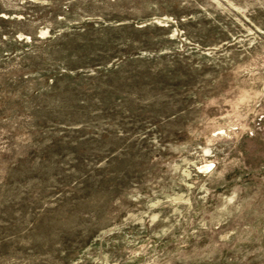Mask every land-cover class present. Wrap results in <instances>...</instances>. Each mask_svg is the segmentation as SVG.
<instances>
[{
	"label": "rangeland",
	"instance_id": "374dc122",
	"mask_svg": "<svg viewBox=\"0 0 264 264\" xmlns=\"http://www.w3.org/2000/svg\"><path fill=\"white\" fill-rule=\"evenodd\" d=\"M0 264H264V0H0Z\"/></svg>",
	"mask_w": 264,
	"mask_h": 264
}]
</instances>
